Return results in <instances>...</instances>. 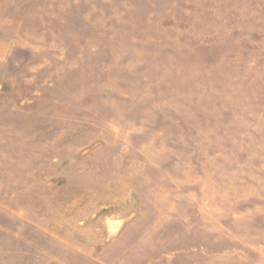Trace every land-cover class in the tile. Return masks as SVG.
Here are the masks:
<instances>
[{
	"label": "rangeland",
	"instance_id": "rangeland-1",
	"mask_svg": "<svg viewBox=\"0 0 264 264\" xmlns=\"http://www.w3.org/2000/svg\"><path fill=\"white\" fill-rule=\"evenodd\" d=\"M0 264H264V0H0Z\"/></svg>",
	"mask_w": 264,
	"mask_h": 264
}]
</instances>
